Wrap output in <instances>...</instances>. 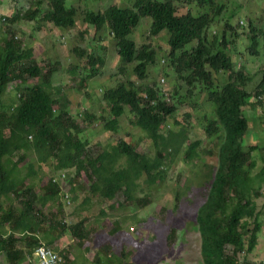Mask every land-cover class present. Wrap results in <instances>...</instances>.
<instances>
[{"label":"trees","instance_id":"trees-1","mask_svg":"<svg viewBox=\"0 0 264 264\" xmlns=\"http://www.w3.org/2000/svg\"><path fill=\"white\" fill-rule=\"evenodd\" d=\"M31 2L25 12L2 20L13 24L24 18L31 24V33L50 25L63 33L71 32L80 41L89 37L86 45L73 48L81 65L89 68V73L79 78L80 88H87V80L97 75V65H102L103 60L93 50L104 45L106 31L115 41L120 69L134 63L136 78L148 79V71L156 68V52L150 44L136 45L132 36L141 17L146 16L151 18L149 35H163L165 30L168 33L167 53L161 62L167 60L176 82L171 90L165 89L166 71L144 86L117 78L105 87L100 112L84 107L77 113L78 119L68 107L63 88L53 83L60 63L40 64L32 47L6 25L0 38V253L6 264H32L38 246H52L65 235L88 250V218L82 216L72 223L61 218L63 202L68 205L77 198L80 179L89 183L91 196L104 202L121 192L124 200L134 201L140 208L146 206L147 193L136 199L133 196L138 180L142 178L148 188L164 181L166 161L187 139L185 129L166 130L167 121L196 95L212 106L213 117L207 118L204 131L215 139L211 150L216 146L218 150L216 166L203 170L201 164L204 180L199 183V192H188L197 204L195 222L203 263L264 264L252 258L264 222V202L259 204V199H264V157L256 171L252 152L264 147L252 137L254 144L243 143L252 121L260 119L246 114L247 109L264 106V44L254 41L249 45L248 41L250 34L260 37L264 33V16L254 18L250 13L246 23L239 19L237 25H246L245 32L231 22L235 11L245 7L234 0H133L125 7L114 2L97 11L84 10L78 24L80 16L76 17L77 8L70 0ZM182 4L185 8L181 11ZM218 18L223 21L221 32L210 33ZM240 41L243 46L237 49ZM233 50L240 59L251 60V65L247 67L238 60ZM249 54L262 56L257 59ZM77 68L78 64H73L70 69L74 72ZM28 79L36 82L28 83ZM10 84L16 97L5 106L2 98ZM126 108L132 124L153 142V156L139 152L137 145L123 138L109 149H93L99 143H91L88 133L86 136L85 123H102L104 130L115 133ZM190 116L187 111L184 118ZM199 143L194 140L185 146V160L199 161ZM46 166L50 171L43 173ZM85 195L81 203L90 201L91 196ZM108 206L114 209L115 204ZM105 214L101 208L99 215ZM114 228L116 233L120 228L117 222ZM109 249L100 246L94 260L102 263L100 250L108 260L105 251ZM54 250L60 257L59 264H75L76 258H69L68 249ZM119 252L124 258V251Z\"/></svg>","mask_w":264,"mask_h":264},{"label":"rangeland","instance_id":"rangeland-1","mask_svg":"<svg viewBox=\"0 0 264 264\" xmlns=\"http://www.w3.org/2000/svg\"><path fill=\"white\" fill-rule=\"evenodd\" d=\"M68 1V0H67ZM73 6L77 8L78 24L82 21L84 10L97 11L103 9L108 4L118 3L122 7L128 5L129 1L133 0H70ZM218 1V0H217ZM244 7L241 10H236L232 23L237 25L238 20L244 23L250 19L251 14L254 18L262 14L264 16V0H234ZM33 2L31 0H0V38L6 25L13 27L17 31V36L22 42L29 47H32L39 63L47 61H58L60 66L58 71L53 76L55 86H61L62 92L68 97V107L70 111L78 118L77 113L81 112L84 107H89L100 112L101 106L104 105L102 93L106 86L113 85L117 78L121 80H133L136 85H150L164 72H167L164 85L165 89L171 90L176 82V76L168 68V62L164 59L168 47V33L163 31V35H149V26L151 24L150 17H141L138 25L133 31L132 36L135 38L136 45L141 46L143 43L150 44L156 52V65L148 71V79H137L132 68L134 63L125 64L120 69L122 64L115 53V41L107 31L103 34V43L101 47H94V54L98 55L102 60V65L98 66V73L87 80V88L82 89L78 86L79 78L89 73L87 65H81L80 58L76 57L73 48L76 46H84L88 43L89 37H84L82 41L71 32H62L61 29L50 27V25L42 29L34 30L31 33V24L24 18H19L13 24L5 22L2 17L13 16L16 12H25ZM31 4V5H30ZM68 4V2H67ZM184 4L179 6V9L184 10ZM223 18V17H222ZM222 18H218L213 24L210 33L214 31L220 33L223 25ZM83 25V23H82ZM239 30L247 31V26L237 25ZM76 33L78 29L76 28ZM101 32V31H100ZM102 33V32H101ZM31 34V35H30ZM260 38V39H259ZM241 40V39H240ZM166 41V42H165ZM249 45L254 41H260L264 44V33L260 37L250 34ZM167 47H166V46ZM242 43H238L237 49L242 47ZM260 49V48H259ZM235 57L238 60H243L247 67L251 65V60L248 58L240 59L236 50H233ZM77 55V54H76ZM250 57L260 58L262 55ZM78 64V68L72 72L71 66ZM156 71V72H155ZM87 76V75H86ZM28 83L36 82V79H28ZM87 92V95L84 93ZM62 95V93H60ZM87 96V97H86ZM15 92L13 84H10L8 90L3 95V103L7 106L11 101H15ZM63 103L62 99L60 101ZM85 109V108H84ZM189 111L191 116L185 119V113ZM212 106L207 102L206 98L197 95L189 98L187 104L178 108L173 118L168 119L167 129L175 130L176 132L185 129L187 131V139L180 151L173 155L170 160H167V173L161 184L146 187L143 179L138 180V187L135 189L134 199L148 194L149 203L144 207H138L134 201L124 200L122 193L119 192L112 201L108 203L95 196L88 191L89 183L80 179V185L77 186L75 195L76 199H71L67 205L63 201V214L61 218L67 223L77 221L80 217L86 216L87 228L90 230L88 235L87 246L85 250L83 246L77 244V240L70 235H65L60 241H56L54 245H50L52 249L58 248L68 249L69 258H76L75 264H204L200 252L201 238L197 230L196 217V202H193L190 197L189 189L196 193L200 190V185L203 182L201 176V164L203 170L211 168L210 165L216 166L218 163L217 146L211 150L215 139L209 137L204 131V126L207 123V118L213 117ZM246 114L259 117L254 119L251 124V129L247 130L243 139L245 146L254 144L253 140L264 147V106H257L255 109L248 108ZM107 117V116H106ZM177 119V122L174 119ZM87 121L85 124L86 136L91 143H99L93 149L101 150L102 148H111V145L117 140L123 138L126 141L137 145L139 152L146 153L150 156L154 155L153 142L146 136V133L134 126L131 122V114L128 109H125L124 114L119 118L117 131H106L102 128V123L90 124ZM254 135H252V131ZM174 131V132H175ZM194 140H199L197 151L201 155V160H185L183 153L185 146ZM263 152V153H262ZM253 158L257 161L256 171L261 167L264 157L263 150H255L252 152ZM31 155V154H30ZM124 162V160H122ZM210 166V167H208ZM49 172V166L41 170ZM57 173H55V176ZM91 196L90 201L81 203L84 195ZM178 194V196H177ZM70 193V197H72ZM85 195V196H86ZM198 197V196H196ZM122 203V206L117 203ZM264 202L263 198L259 199V204ZM115 204L114 209L108 205ZM103 208L105 215H99V210ZM115 222L120 228L116 233H113ZM258 236V245L254 249L252 258L255 262L264 261V222ZM113 233V235L111 234ZM169 235L172 237L169 238ZM86 245V244H85ZM84 245V246H85ZM107 245L110 249L107 252L108 260H106L104 251L101 252L102 263H97L94 260V254L98 253L100 246ZM120 250L124 251V258L120 254ZM56 251V250H55ZM110 261V263L108 262ZM0 264H6L4 254L0 253Z\"/></svg>","mask_w":264,"mask_h":264},{"label":"built area","instance_id":"built-area-1","mask_svg":"<svg viewBox=\"0 0 264 264\" xmlns=\"http://www.w3.org/2000/svg\"><path fill=\"white\" fill-rule=\"evenodd\" d=\"M32 264H59L60 257L50 246L42 244L33 252Z\"/></svg>","mask_w":264,"mask_h":264},{"label":"clouds","instance_id":"clouds-1","mask_svg":"<svg viewBox=\"0 0 264 264\" xmlns=\"http://www.w3.org/2000/svg\"><path fill=\"white\" fill-rule=\"evenodd\" d=\"M262 263H264V261H262Z\"/></svg>","mask_w":264,"mask_h":264},{"label":"crops","instance_id":"crops-1","mask_svg":"<svg viewBox=\"0 0 264 264\" xmlns=\"http://www.w3.org/2000/svg\"><path fill=\"white\" fill-rule=\"evenodd\" d=\"M94 258V257H93ZM97 263H98V261H97Z\"/></svg>","mask_w":264,"mask_h":264}]
</instances>
